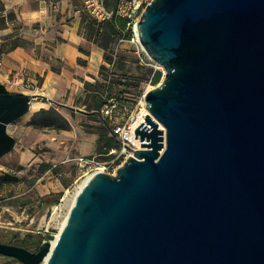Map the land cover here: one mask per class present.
I'll return each mask as SVG.
<instances>
[{
  "label": "water",
  "instance_id": "obj_1",
  "mask_svg": "<svg viewBox=\"0 0 264 264\" xmlns=\"http://www.w3.org/2000/svg\"><path fill=\"white\" fill-rule=\"evenodd\" d=\"M138 42L164 70L143 94L140 148L94 172L63 227L21 264H264V0H151ZM39 94L0 82L7 125ZM52 240L54 243L52 244Z\"/></svg>",
  "mask_w": 264,
  "mask_h": 264
},
{
  "label": "rangeland",
  "instance_id": "obj_2",
  "mask_svg": "<svg viewBox=\"0 0 264 264\" xmlns=\"http://www.w3.org/2000/svg\"><path fill=\"white\" fill-rule=\"evenodd\" d=\"M50 1L56 3L60 0ZM66 1L68 8H73L75 15L80 16V29L87 35V25L93 24L91 16L80 0ZM115 1L110 0V5ZM56 8L53 12L58 17L59 5ZM20 28L13 12H3L0 0V54L4 49L12 48L18 43L23 44L18 37ZM92 35L89 39L95 40L97 44H104L105 56L113 60L115 65L113 67L112 64H105V67L99 68L96 76L87 75V79L81 80L82 85L70 87L74 98L69 104L67 101L52 102L45 107L67 119L70 128L63 130L33 125L32 119L41 108L36 109L31 105L26 114L7 125V132L16 142L11 151L0 158V175L10 172L16 179L0 185L1 239L7 238L6 235L13 232L19 235L40 234L43 237L56 235L71 205L75 187L84 179L77 181L74 186L77 173L69 175L72 164L75 163L74 159L79 156L95 157L99 161L98 166L103 167L104 172L112 174L123 162V155L117 157L121 145L116 138V153L97 152L98 133L102 131L103 125L107 126V122L101 116L100 109L93 108L94 96L98 94L104 98L110 94L112 97H122L136 114L144 108L141 105L144 92L157 85L163 78V68L145 51L140 50L139 54L134 52V49H142L139 44L134 47L124 42L121 44L128 48H121V44L118 46L116 41V35H111L110 27L104 28L103 31L96 29ZM150 69L161 73L156 84L151 82ZM22 77V74L12 76L6 88L15 90L14 87H19L16 84ZM85 80L89 83L84 84ZM39 83L40 80H36L33 85L30 81L29 89ZM65 97L66 94L63 98ZM37 120L40 118L37 117ZM57 194L58 199L55 200ZM45 196L49 197L44 201L42 197ZM57 203L60 210L51 215V208ZM46 225L49 226L48 232L42 231ZM38 230L41 232H37ZM8 261L11 264H21L13 259Z\"/></svg>",
  "mask_w": 264,
  "mask_h": 264
},
{
  "label": "crops",
  "instance_id": "obj_3",
  "mask_svg": "<svg viewBox=\"0 0 264 264\" xmlns=\"http://www.w3.org/2000/svg\"><path fill=\"white\" fill-rule=\"evenodd\" d=\"M1 4L3 12L15 14L21 27L18 37L23 44L2 50L0 82L6 85L18 74L23 76L18 83L28 78L35 85L36 80H40L39 85L23 89L39 94L30 102L36 109L45 108L52 102H72L74 94L70 87L82 85L81 80L87 79V75L96 76L105 63L103 48L81 31L80 16L75 15L73 8H68L66 0L56 3L50 0H1ZM57 5L58 17L53 12ZM120 47L128 48L123 44ZM18 89L22 88L17 86ZM9 259L0 255V264H11Z\"/></svg>",
  "mask_w": 264,
  "mask_h": 264
},
{
  "label": "built area",
  "instance_id": "obj_4",
  "mask_svg": "<svg viewBox=\"0 0 264 264\" xmlns=\"http://www.w3.org/2000/svg\"><path fill=\"white\" fill-rule=\"evenodd\" d=\"M80 1L91 18L98 24L107 21L114 22L119 31V38L117 40L118 46L124 42L130 43L134 47L139 44L136 23L145 6L151 0H116L115 3L111 5L109 3L110 0ZM120 18L125 20L124 27H119L118 25V19ZM140 50L143 49H134V52L139 54ZM1 64L0 61V65ZM16 85H19L22 89H29L30 80L25 78ZM14 89H17V87L15 86ZM127 104V102H122L117 97H112L108 98L100 108L101 116L106 120L110 134L120 142L121 147L117 153V157L123 155V161L126 157L133 154L132 151L134 149L140 148V141L134 138V128L143 121L139 119L140 112L134 114ZM114 153H116V149H110L108 152V154ZM74 161L77 166V178L74 180V186L77 181L83 178H89L94 172L103 171V167L98 166L99 161H97L95 157L79 156L76 157ZM115 169H113V171ZM59 210V203H57L51 208V215L57 214ZM48 229L49 226L46 225L42 231L48 232ZM37 232L41 231L38 230Z\"/></svg>",
  "mask_w": 264,
  "mask_h": 264
},
{
  "label": "trees",
  "instance_id": "obj_5",
  "mask_svg": "<svg viewBox=\"0 0 264 264\" xmlns=\"http://www.w3.org/2000/svg\"><path fill=\"white\" fill-rule=\"evenodd\" d=\"M93 20V24L89 23L87 25V38H91L92 33L94 32V30H98V31H103L104 28L106 27H110L111 29V35L113 36L114 34L116 35V41L119 38V31L116 27V25L114 24V22L112 21H107L104 23H100L98 24L94 19ZM118 25L119 27H124L125 26V20L124 19H118ZM96 28V29H95ZM103 50L105 49V45L104 44H99ZM104 61L106 63L102 64L100 67L103 68L109 64H112L113 67L115 65V62L111 59H108L105 56L104 53ZM150 72H152V78H151V82L153 84H156L159 82L160 80V76L161 73L158 70H154L150 69ZM89 81H84V84H88ZM108 98H112V96L110 94H108L106 97L102 98V96L100 95H95L94 96V101H93V108L96 110H99L102 105L106 102V100ZM119 98L122 102L126 101L124 99H122V97H117ZM37 117L40 118V120H37ZM32 124L39 126V127H45V128H54V129H63V130H67L70 128V124L68 122L67 119L60 117L58 114L54 113L53 110L51 108L45 109V108H41L40 110H38L35 114V116L32 119ZM115 147H117V143L115 141V138L110 134V130L108 128V126L103 125L102 126V131H100L98 133V137H97V152L98 153H108L110 149H115ZM72 168L70 170V176H72L74 173H77V166L75 163L72 164ZM15 176L10 173V172H5L2 173L0 175V185L3 184L4 182H11V181H15ZM55 200L58 199V194L55 195ZM49 196H45L42 197V200H46ZM7 238L10 240V242L13 240V243L15 245L18 246H22L30 251H35L37 250L39 244L41 243L43 236L40 234H36L33 235L31 233H27L24 235H19L17 233H11V234H7L6 235ZM14 260V259H13Z\"/></svg>",
  "mask_w": 264,
  "mask_h": 264
},
{
  "label": "bare ground",
  "instance_id": "obj_6",
  "mask_svg": "<svg viewBox=\"0 0 264 264\" xmlns=\"http://www.w3.org/2000/svg\"><path fill=\"white\" fill-rule=\"evenodd\" d=\"M142 102V105L144 106V108H142L139 112V119L141 120H143V118H144V116L146 115V113L148 112L147 111V109L145 108V102H144V100L143 101H141ZM88 178H84L80 183H78L77 184V186L75 187V190H74V195H73V198H72V201H71V204H72V202H73V199H74V197H75V195H76V193H77V191L82 187V185L86 182V180H87ZM71 206V205H70ZM70 208V207H69ZM69 210V209H68ZM68 213V212H67ZM66 216H67V214H66ZM66 216H65V218H66ZM65 218H64V220L62 221V224H61V226H60V228H59V230L63 227V224H64V222H65ZM57 235V234H56ZM56 235H54V236H56ZM54 243V240H52V244Z\"/></svg>",
  "mask_w": 264,
  "mask_h": 264
},
{
  "label": "flooded vegetation",
  "instance_id": "obj_7",
  "mask_svg": "<svg viewBox=\"0 0 264 264\" xmlns=\"http://www.w3.org/2000/svg\"><path fill=\"white\" fill-rule=\"evenodd\" d=\"M0 241H1V242H5V243H9V244H14V243H13V240L10 242V240H9L8 238H4V239H1V238H0ZM7 257H8V256H7ZM10 258H11V257H10ZM11 259H13V258H11ZM14 260H15V259H14ZM16 261H17V260H16ZM18 262H19V261H18Z\"/></svg>",
  "mask_w": 264,
  "mask_h": 264
}]
</instances>
